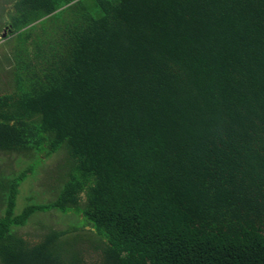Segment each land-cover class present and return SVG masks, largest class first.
Segmentation results:
<instances>
[{
  "label": "trees",
  "instance_id": "1",
  "mask_svg": "<svg viewBox=\"0 0 264 264\" xmlns=\"http://www.w3.org/2000/svg\"><path fill=\"white\" fill-rule=\"evenodd\" d=\"M5 3L0 151L28 162L0 171V264H264V0ZM60 148L57 196L15 214ZM50 210L66 229H12Z\"/></svg>",
  "mask_w": 264,
  "mask_h": 264
},
{
  "label": "rangeland",
  "instance_id": "2",
  "mask_svg": "<svg viewBox=\"0 0 264 264\" xmlns=\"http://www.w3.org/2000/svg\"><path fill=\"white\" fill-rule=\"evenodd\" d=\"M6 1L7 0H0V56L6 52L11 58V46L14 45V38L11 37L10 42L2 40L4 36L3 33L6 29L3 24L4 18H6V13L4 11H9L10 9L9 4L5 3ZM1 11H3L4 14H1ZM12 64L13 60L10 59L7 61L2 59V62L0 61V74L2 75L0 77V91L10 89V87H6L4 80ZM62 150L63 149L60 148L49 158H44L43 161L38 158L39 154H36L34 158L33 156L30 157L31 159L29 160H32L30 164L35 165V168L28 173L25 180H23L18 187L14 209L15 214H19L28 204L49 202L57 196L64 181L67 179H64L66 168L63 166L66 162V157H64V152H61ZM25 160L28 162L27 156L24 153L0 151V171L2 173L4 172V174L13 172L14 174L12 173V175H15L16 173L14 171L19 172L25 167ZM17 161H20L21 164L16 165L15 162ZM62 179L64 180L62 181ZM54 184L55 188L57 187L56 193L51 191ZM1 208H3L2 201H0V216L2 214ZM72 218L73 215L71 213L64 214L57 210H50L47 212L36 211L30 216L25 226L13 227L12 229L28 236L38 234L47 227L66 229ZM89 246L90 244L86 243V240L77 245V247L85 249L86 251L90 250ZM90 252L91 251L87 252V255ZM93 256H95V254Z\"/></svg>",
  "mask_w": 264,
  "mask_h": 264
},
{
  "label": "water",
  "instance_id": "3",
  "mask_svg": "<svg viewBox=\"0 0 264 264\" xmlns=\"http://www.w3.org/2000/svg\"><path fill=\"white\" fill-rule=\"evenodd\" d=\"M5 33H3V35H4Z\"/></svg>",
  "mask_w": 264,
  "mask_h": 264
}]
</instances>
